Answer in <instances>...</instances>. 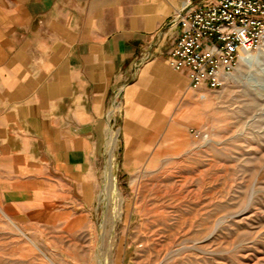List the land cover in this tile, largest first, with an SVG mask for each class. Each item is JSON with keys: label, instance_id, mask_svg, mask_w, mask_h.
<instances>
[{"label": "crops", "instance_id": "obj_1", "mask_svg": "<svg viewBox=\"0 0 264 264\" xmlns=\"http://www.w3.org/2000/svg\"><path fill=\"white\" fill-rule=\"evenodd\" d=\"M200 1L0 0V209L8 217L33 230L78 231L97 203L111 137L119 169L131 174L170 131L186 128L206 88L193 89L187 72L167 63L178 37L170 17Z\"/></svg>", "mask_w": 264, "mask_h": 264}, {"label": "rangeland", "instance_id": "obj_2", "mask_svg": "<svg viewBox=\"0 0 264 264\" xmlns=\"http://www.w3.org/2000/svg\"><path fill=\"white\" fill-rule=\"evenodd\" d=\"M245 56L146 166L123 173L115 140L78 231L33 230L0 209V264H264V40Z\"/></svg>", "mask_w": 264, "mask_h": 264}, {"label": "built area", "instance_id": "obj_3", "mask_svg": "<svg viewBox=\"0 0 264 264\" xmlns=\"http://www.w3.org/2000/svg\"><path fill=\"white\" fill-rule=\"evenodd\" d=\"M178 37L167 63L186 71L193 89L223 88L242 57L264 38V0L185 2L170 17Z\"/></svg>", "mask_w": 264, "mask_h": 264}, {"label": "bare ground", "instance_id": "obj_4", "mask_svg": "<svg viewBox=\"0 0 264 264\" xmlns=\"http://www.w3.org/2000/svg\"><path fill=\"white\" fill-rule=\"evenodd\" d=\"M263 40H264V38H263ZM263 40H262V42H263ZM248 57L249 56H243L242 57V59H241V62H245L247 59H248ZM250 58V57H249ZM115 140H116V138H113V137H111L109 140H108V143L110 144V146H112L113 147V144H114V142H115ZM111 147V149H110V151H113V148ZM112 158V157H111ZM109 175H111V174H109ZM111 178H112V175H111Z\"/></svg>", "mask_w": 264, "mask_h": 264}]
</instances>
